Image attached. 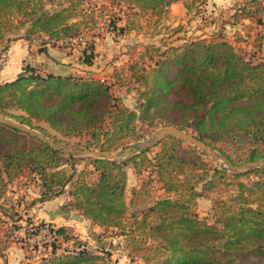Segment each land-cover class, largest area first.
<instances>
[{"label": "trees", "instance_id": "16d2710c", "mask_svg": "<svg viewBox=\"0 0 264 264\" xmlns=\"http://www.w3.org/2000/svg\"><path fill=\"white\" fill-rule=\"evenodd\" d=\"M55 1L0 0V42L12 28V17L18 18L19 28L30 25L27 33H44L51 41L81 35V21L69 15L68 9H47ZM179 1L109 3L160 17ZM239 12L243 20H255L254 14L264 12V1L244 0ZM159 56L149 68L137 64L130 68L128 85L138 93L133 110L120 104L105 81L54 74L44 77L23 70L15 80L0 84V115L32 128L34 122H45L64 137L85 136L83 151L116 153L139 130L175 127L209 148L220 147L233 165L234 159L222 150L225 145L244 150V164L264 161V58L247 59L224 38L196 40L185 48L167 47ZM85 63H92L90 57ZM11 109L22 114L9 115ZM184 144L167 138L129 160L95 158L89 160L90 169L70 176L60 170L68 165L73 170V157L67 159L49 144L0 124V200L7 198L4 191L9 182L30 170L38 172L41 202L66 195L65 210L78 212L104 230H120L134 251L143 249L142 264H264V180L236 183L228 199L215 201L216 218L208 223L195 207L199 193L214 188L216 174L209 180L198 175L206 164L205 154L191 145L183 148ZM157 147L161 150L150 157ZM131 164L137 175L150 167L151 183L161 184L166 196L129 218L127 169ZM248 172L260 177L264 166ZM143 188L146 191L144 185L133 189V198ZM12 198L19 199L15 194ZM47 227L55 238L69 240L68 236L76 235L66 227ZM51 254L55 256L30 264H108L104 257L86 251L58 256L52 250Z\"/></svg>", "mask_w": 264, "mask_h": 264}, {"label": "rangeland", "instance_id": "374dc122", "mask_svg": "<svg viewBox=\"0 0 264 264\" xmlns=\"http://www.w3.org/2000/svg\"><path fill=\"white\" fill-rule=\"evenodd\" d=\"M243 4L244 0H180L159 17L128 6L113 7L109 0H56L55 4L48 6L47 9L53 12L64 7L68 9L69 15L81 21L78 29H81L85 43L72 46L65 41H51L44 33L29 34L26 31L30 30V25L27 24L24 29L19 28L18 18L12 17V28L6 31L4 39L0 42V72L5 70L7 77L23 70H33L44 77L54 74L51 67H55V62L44 53H39L43 47H47L50 55L56 60L64 59L66 63L75 65V69L79 70L75 71V75L67 76L93 77L105 81L111 85L112 92L120 104L133 110L137 106L138 93L135 88L128 85L131 66L135 64L140 68L153 66V62L160 59V53L166 51L167 47L185 48L196 40L212 41L224 38L247 59L253 58L254 61L263 59L264 12L254 14L255 20H243L239 12ZM259 19L261 23H257ZM27 46L32 51L21 67L14 58L16 53L27 49ZM89 57L92 62L90 65L85 63V59ZM8 113L22 114L17 109H11ZM0 117L7 118L2 115ZM33 125L36 129L25 126L68 150H84L87 140L85 136L64 137L54 132L45 122H34ZM160 128L139 130L137 137L126 141V148L113 154H119L121 159L127 158L135 145L149 141ZM189 145L185 143L183 148L189 149ZM209 149L224 156L220 147ZM160 150V147L154 148L149 156L154 157ZM222 150L234 159L235 169L215 157L205 155L202 159L206 164L197 172L207 180L216 174L214 188L210 192H200L199 188L200 193L195 207L199 217L208 223H213L216 218L215 201L228 199L236 189V183L241 181L251 184L260 179L264 180V172H261L260 177L248 174L250 169L245 168L249 164H244L247 157L244 150H235L228 145ZM64 156L67 159L70 157L74 159L71 161L75 164L73 170L70 165L60 170L70 176L74 171L90 169L89 160L96 158L87 155L64 154ZM127 171L130 218L131 215L148 207L154 199L166 195L161 189V184L151 183L150 167L143 168L141 175H137L133 164ZM37 173L27 170L16 176L4 191L7 192V198L0 200V264L37 263L43 257L47 256V259L54 257L55 255L51 254L52 250L58 256H72L86 251L90 255L104 257L108 264H142L143 249L140 252L134 251L132 243L128 242L126 236L120 234V230L113 228L104 230L88 220H81L76 230L69 228L76 234L73 236L70 233L72 237L68 236L69 240L55 238L49 232V228V231L46 228L47 224L57 225L45 222L48 208L42 205L32 209L35 202L41 199ZM141 185L145 186L146 191H143L144 188L141 189V194L133 198L132 190L140 188ZM14 194L19 198L16 201L12 198ZM41 224L42 227H39Z\"/></svg>", "mask_w": 264, "mask_h": 264}, {"label": "water", "instance_id": "95a60500", "mask_svg": "<svg viewBox=\"0 0 264 264\" xmlns=\"http://www.w3.org/2000/svg\"><path fill=\"white\" fill-rule=\"evenodd\" d=\"M39 53H44L48 58H50L54 62H56V63L58 62L54 57H52L50 55L47 47H43L39 51ZM0 124L7 126V127H11L13 129H16V130H18V131H20L26 135L35 137V138L39 139L40 141L49 144L55 150L60 151L63 154H69L71 156L87 155V156H94L96 158L110 159L113 161L129 160V159L135 157L136 155L140 154L141 152L146 151L148 149H151V148L159 145L162 141H164L167 138H176V139H179L185 143H188V144L194 146L196 149L200 150L205 155H208L210 157H215V158L225 162L230 168L235 169V167L233 166V164L229 161V159L227 157L222 156V155H218L214 152H211L209 147L205 146L193 134L188 133V132L183 131V130H180V129L175 128V127H161L160 129H158V131L154 134V136L149 141L135 145L132 148V151L128 154L127 158L121 159L119 154L106 153V152H101L98 150H95V151H91V150L71 151V150H68V149L62 147L61 145H59L54 140L42 135L38 131L31 129L25 125L19 124V123L13 121L12 119L0 117ZM262 166H264V161L260 160V161H257L255 163H251V164L247 165L245 168H249L250 170H253V169H256V168H259Z\"/></svg>", "mask_w": 264, "mask_h": 264}, {"label": "crops", "instance_id": "0c3cea01", "mask_svg": "<svg viewBox=\"0 0 264 264\" xmlns=\"http://www.w3.org/2000/svg\"><path fill=\"white\" fill-rule=\"evenodd\" d=\"M31 51L32 49L29 46H27V49L25 50L23 49L18 53H16L17 55L14 58L15 62L16 63L19 62L22 67L24 60L26 59L27 55L30 54ZM58 60L57 63L55 62V67H51L53 68L55 75L67 76V75H75L74 74L75 71L79 72V70L75 69L76 68L75 65H70V63H66L64 59L58 58ZM19 73L20 72H17L14 76L7 77L6 75L7 73L5 72V70H2L0 72V84L15 80ZM67 201L68 199L66 195H59L45 202L36 201L35 206H33L32 209H34V207H38L42 205L44 207H47L48 212H46L45 214L46 216L45 218H47L45 222L51 224H57L56 226L47 224L52 228L66 227L67 229L74 228L76 230V227H78V225L81 223V220H86V219L83 218L76 211L65 210L64 205L67 203Z\"/></svg>", "mask_w": 264, "mask_h": 264}, {"label": "built area", "instance_id": "2783aa9c", "mask_svg": "<svg viewBox=\"0 0 264 264\" xmlns=\"http://www.w3.org/2000/svg\"><path fill=\"white\" fill-rule=\"evenodd\" d=\"M84 37H83V35L81 34V35H79V36H77V37H75V38H71V39H68V40H65V42L67 43V44H71L72 46H74V45H82V44H84L85 42H84V39H83ZM64 42V41H63ZM103 81V80H102ZM47 228V231H49L48 230V227H46ZM50 232V231H49Z\"/></svg>", "mask_w": 264, "mask_h": 264}]
</instances>
